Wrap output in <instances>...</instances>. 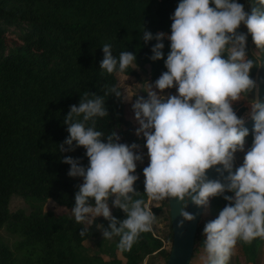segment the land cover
<instances>
[{"label": "clouds", "instance_id": "1", "mask_svg": "<svg viewBox=\"0 0 264 264\" xmlns=\"http://www.w3.org/2000/svg\"><path fill=\"white\" fill-rule=\"evenodd\" d=\"M257 4L249 13L237 0H181L172 16L167 71L155 82L161 93L177 87L178 95L163 96L149 88L148 98L138 96L132 105L139 124L137 135L146 138L150 157L143 169L148 200H177L182 204L180 215L187 221L195 216L187 211L186 198L198 207L207 206L212 197L223 196L228 202L203 229L206 264H229L238 243L251 245L257 238L264 239V102L251 103L253 144L242 166L233 171L235 153L244 151L249 135L233 103L256 87L251 76L256 61L247 52L248 34L257 49H264V0ZM241 24L248 34L238 32ZM164 37V33L143 34L146 42L158 41L152 48L153 61L164 58ZM103 52L102 72L124 74L134 66L136 57L131 52L123 51L117 58L108 43ZM109 93L122 96L116 86L109 87L105 94ZM133 95L128 90L126 99ZM108 115L104 97L85 92L64 120L69 136L59 150L84 147L89 158L86 168L70 156L62 160L71 165L70 177L83 178L72 209L75 221L91 224L98 216L110 220L111 231L104 230L103 236L107 240L119 236L118 249L129 252L142 233L152 232L156 215L134 187L139 179L134 174L137 161L143 160L134 150L140 146L120 143L115 131L105 143V133L96 130L95 118ZM218 165L222 168L216 171L226 183L208 178V170ZM113 197L112 205L126 214L122 221L112 215L109 199Z\"/></svg>", "mask_w": 264, "mask_h": 264}, {"label": "trees", "instance_id": "2", "mask_svg": "<svg viewBox=\"0 0 264 264\" xmlns=\"http://www.w3.org/2000/svg\"><path fill=\"white\" fill-rule=\"evenodd\" d=\"M180 2L0 0V229L6 227L19 239L14 247L0 239V264H142L147 257L160 254L167 262L170 252L156 227L152 232L142 233L129 252L118 249L120 237L114 235L106 258L105 252L91 253L85 242L99 236V223L103 230L111 231L110 220L97 219L86 226L77 223L74 216L51 211H12L9 202L14 195H20L42 204L53 199L61 206L75 207L81 177H70L71 165L62 160L70 156L86 168L89 158L86 149L75 147V142L74 151L59 150L69 136L64 120L71 106H78L85 92L104 97L109 115L95 118V127L105 133V143L108 134L117 132L119 127H129L118 71L108 74L100 68L103 45L111 44L117 58L123 51L135 55V66L125 75L138 77L139 69L149 65L150 77L157 81L167 71L165 61L171 41L166 35L172 33V16ZM237 2L249 13L253 6L259 7L257 0ZM144 32L152 33L153 37L165 34L163 59H150L158 41H144ZM238 32L243 33L241 26ZM247 52L256 61L251 72L256 87L250 94L256 95L258 90V102H264V49H257L251 36ZM111 86L118 87L122 96L106 95ZM245 110L239 108L236 114L241 117ZM244 120V127L249 130L245 143L251 148L254 120L252 116ZM88 126H92V121ZM134 187L148 202L140 177ZM227 203L223 196L212 197L205 208L217 218ZM165 204L169 205L168 199ZM163 205L153 207L152 211L158 213ZM111 211L118 220L127 218L113 205ZM200 229L199 225L196 238L203 246ZM82 231L84 236L80 235ZM170 238L173 240L172 231ZM263 244L264 239L259 238L251 245L239 243L242 254L235 264H258Z\"/></svg>", "mask_w": 264, "mask_h": 264}, {"label": "rangeland", "instance_id": "3", "mask_svg": "<svg viewBox=\"0 0 264 264\" xmlns=\"http://www.w3.org/2000/svg\"><path fill=\"white\" fill-rule=\"evenodd\" d=\"M155 9V6H154ZM241 27L243 29V33L248 34V29L244 24H241ZM168 38L171 36L166 35ZM249 37H251V34H248L247 42L249 41ZM135 66V65H134ZM139 69V68H138ZM140 74L138 77L135 76H127L125 74L117 73L118 83L123 91V98L126 103V118L130 121L131 125L129 127H119L117 128V134L120 137V143L128 144L129 146L133 143L139 145L140 147L134 151H136L137 154L143 155V160L137 161V168L135 175H138L143 181H145V177L143 174V169L147 167L150 163V157L148 155V149L145 146L146 145V138L141 134L137 135V129L139 128L138 121L135 119V113L132 105L135 103V100L138 98V96H143L145 99L148 98V89L151 88V90L156 91L158 94L163 96H170V95H178L177 87L168 88L163 91V93L160 92L159 89L155 88V80H153L150 77V66L147 65L145 68L139 69ZM128 90H130L133 94L131 99H126L128 96ZM256 98V95H248L247 97H243L241 100L236 101L233 103L234 111L236 112L239 108H245L246 110L242 113L241 117L242 119H250L252 116V109H251V103ZM251 148L248 146V144L245 143L244 151H237L235 153L234 158V166L236 168L242 166L244 162L245 154L248 150ZM83 183V178H81V184ZM113 198H110L109 200V206L112 210V200ZM165 200L161 201H153L148 200V204L153 209V207L161 206L162 209L154 214L156 215V221L153 224V229L155 227L159 229V234L162 235L164 238V247L167 249V251L170 252L171 245H172V239L170 238V232L172 231L171 227V220H170V209L169 205L165 204ZM169 204V203H168ZM9 209L12 211L15 210H24L27 213L33 211V210H42L43 212L51 211L56 214H64L68 216H74L72 209L65 206H61L58 203H56L53 199H48L45 203L42 204V202L38 201L34 198H25L20 195H14L10 202H9ZM91 218V217H89ZM103 216H98L93 219L94 220H100L103 219ZM215 219V216L210 213L208 208L203 209L202 216L200 218L199 225L201 227L200 229V238H204L203 236V229L207 222L212 221ZM86 226H89L90 224L87 223V221L83 222ZM100 227V234L97 238L93 240H89L85 242V246L89 249L91 253L95 252H105L103 253L106 258L109 257V255L106 253V249L109 245V243L112 240H107L103 236V227L102 224L99 223ZM0 239H2L4 242H6L9 246L14 247L16 242L19 240L17 236L11 234L6 227H3L0 229ZM200 240V239H199ZM199 240L196 238L195 242V248L193 252V256L191 259L190 264H206V252L203 249V246L199 244ZM242 254L241 247L239 243L237 244L234 254L231 257L229 264H235L237 261V257ZM120 255V254H119ZM244 258L242 257V261ZM142 264H166V258L164 255H151L146 258V260ZM258 264H264V244L261 246L260 249V255L258 258Z\"/></svg>", "mask_w": 264, "mask_h": 264}, {"label": "water", "instance_id": "4", "mask_svg": "<svg viewBox=\"0 0 264 264\" xmlns=\"http://www.w3.org/2000/svg\"><path fill=\"white\" fill-rule=\"evenodd\" d=\"M256 101H258V90H256ZM216 167L222 168V165L209 169L207 172L208 178L210 180L219 179L221 182L226 183L224 177L220 176L216 171ZM235 169L236 167L233 168V171ZM227 175L228 173L225 172L224 176ZM186 202L188 205L187 211L195 216L193 221L184 220L180 215V209L182 207L180 202L175 199H168L173 240L166 264H190L193 256L199 222L204 207L194 205L188 198H186ZM181 221H183L182 224Z\"/></svg>", "mask_w": 264, "mask_h": 264}]
</instances>
